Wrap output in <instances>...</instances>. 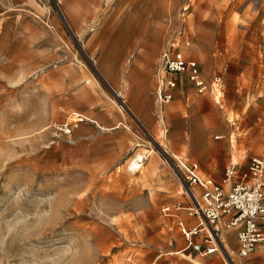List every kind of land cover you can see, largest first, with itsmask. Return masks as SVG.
<instances>
[{
	"label": "rangeland",
	"instance_id": "374dc122",
	"mask_svg": "<svg viewBox=\"0 0 264 264\" xmlns=\"http://www.w3.org/2000/svg\"><path fill=\"white\" fill-rule=\"evenodd\" d=\"M149 17L154 93L159 52L183 32L187 54L224 74L219 103L188 83L164 121L136 119L131 88L103 70L114 49L103 41L132 46ZM68 113L82 120L60 136ZM263 121L264 0H0V264L216 262L190 256L176 219L160 216L188 202L173 154L220 182L229 162L242 170L264 153Z\"/></svg>",
	"mask_w": 264,
	"mask_h": 264
},
{
	"label": "built area",
	"instance_id": "2783aa9c",
	"mask_svg": "<svg viewBox=\"0 0 264 264\" xmlns=\"http://www.w3.org/2000/svg\"><path fill=\"white\" fill-rule=\"evenodd\" d=\"M190 45L189 38L179 32L173 41H168L161 48L160 67L155 73V95L160 105L172 99L177 76L182 74L198 93L207 92L218 101L223 97V73H215L207 80L199 63L186 52ZM72 115L75 119H71ZM76 119L82 120V116L68 113V117L52 126L53 130L60 136H69L77 124ZM230 125H236V120H231ZM174 158L180 186L184 189L179 193L184 192L188 202L187 205H182V201L164 203L160 206V216L175 218L187 245L200 256L217 254L218 264H237L232 259V255H236L240 259L239 264H249L246 258L264 244V153L252 157L240 171L237 163L230 162L221 182L201 176L197 162ZM226 184L228 188H225ZM180 210L195 219L191 227L186 226ZM226 229L235 230L237 247L232 251L225 246ZM195 236L199 237L196 241L193 239ZM130 263L140 264L136 260H130Z\"/></svg>",
	"mask_w": 264,
	"mask_h": 264
},
{
	"label": "crops",
	"instance_id": "0c3cea01",
	"mask_svg": "<svg viewBox=\"0 0 264 264\" xmlns=\"http://www.w3.org/2000/svg\"><path fill=\"white\" fill-rule=\"evenodd\" d=\"M159 4H161V1ZM76 7H77V5H76ZM151 16L155 17V11H153L151 13ZM150 17L148 18L147 22L143 23L144 25H142V33L137 35V37H135L134 43L132 44V46H130V47H128L126 45L118 46L116 39L112 36L107 37L103 41V44L105 46H108L112 42L113 47H114L113 53L111 55L112 62L110 65L112 68L109 70L104 66L105 64H103V67H105L103 70L106 72L108 77L113 82H115L116 84L124 86V87L128 86L131 88L130 97H129V109L131 110L132 114L136 117V119L138 121H140L146 127L153 126L156 119H159L160 121H164V113H165L163 111L162 105L157 108V104H158L157 98L155 97L156 95H155V93L152 89V85H151L152 84L151 83V73H150L151 67L147 66L145 63L146 59H145L143 48L150 49V51L156 53L159 49V42H160L159 33L151 25V21H150L151 18ZM74 21L76 22V20H74ZM97 32H98L97 36H98V34L101 35V33H100L101 29L100 28L97 29ZM100 35H99V37H100ZM99 37H98V39H99ZM189 47L186 49V52L189 49ZM138 48L141 50H139ZM106 53H107V49L104 50L103 54L101 55V59L104 57V55ZM191 57L194 58V60H196L199 63L202 74L207 80L209 79L210 76L215 74L214 72H212L210 70V68H207L206 65H203V63L201 61H199L197 58H195L192 55H191ZM223 81H224V74H223ZM155 83H156V80H155ZM188 83H191V82H189L187 80V78L184 74L178 75L177 76V86L172 90V93H173L172 99L174 98L176 93H178L179 95L184 94L186 89H187ZM119 94L120 93L118 92V95ZM202 94H205V93H202ZM207 94H209V93H207ZM209 95H211V94H209ZM223 95H224V93H223ZM213 99L216 103H219L221 100V98H220V100L218 101L214 97H213ZM84 118L89 120V121L95 122L94 120L90 119L89 117L84 116ZM233 120H236V119H233ZM230 121H229V123H230ZM236 122H237V120H236ZM236 125H237V123H236ZM236 125H234V126L230 125V126H231V128H235ZM98 126L101 127L100 125H98ZM221 137H225V134L216 136V138H221ZM244 139L246 140V138H244ZM162 146L168 148V146L165 144H162ZM256 153L257 152H252L253 155H255ZM173 155L175 156V154H173ZM254 157H259V156H254ZM184 160L187 162H195V161H189L187 159H184ZM228 164H227V166H228ZM227 166H225V168ZM225 168H224V171H225ZM224 171H223V175H224ZM207 177H210V176H207ZM211 178H213V177H211ZM216 182H219V181H216ZM225 188H228V184L225 185ZM165 203H169V202H165ZM181 216H182V218L185 219L186 226L191 227L195 223L194 218L188 217L184 213ZM224 237H225V246H226L227 250H234L237 247L235 230L234 229L224 230ZM195 238L197 239V237H195ZM198 239H199V237H198ZM186 248L189 249L190 256L197 255L198 257H200L202 259H206V258H210L213 260L215 259L216 262L212 261L211 264H218L220 261L219 256L217 254L200 256L199 254H197L195 251H193L187 245H186ZM253 254L255 256L253 258H251V255H253ZM235 258L237 259V261L235 260ZM263 258H264V244L258 246L256 251L251 253L246 258V261L249 264H264V261H260ZM232 259L237 264L240 263V259L238 261V258L235 255H232ZM196 263H199V262H196Z\"/></svg>",
	"mask_w": 264,
	"mask_h": 264
},
{
	"label": "bare ground",
	"instance_id": "6f19581e",
	"mask_svg": "<svg viewBox=\"0 0 264 264\" xmlns=\"http://www.w3.org/2000/svg\"><path fill=\"white\" fill-rule=\"evenodd\" d=\"M170 6V3H169ZM157 9V8H156ZM159 12V11H158ZM155 88H156V83H155ZM143 160V155L141 153H137L135 157H133L132 159H130L127 168L128 169H134V168H139L140 165L138 164L139 162H141ZM188 247H190L189 245H187ZM191 248V247H190ZM232 251V250H231ZM236 256V255H235ZM237 257V256H236ZM238 258V257H237ZM235 260L237 261V259L235 258ZM239 261V258H238Z\"/></svg>",
	"mask_w": 264,
	"mask_h": 264
}]
</instances>
